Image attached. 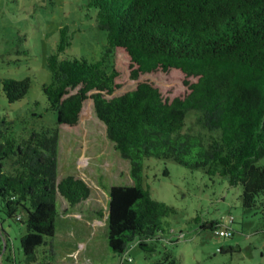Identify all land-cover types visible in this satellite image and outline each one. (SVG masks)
Returning <instances> with one entry per match:
<instances>
[{
    "label": "trees",
    "instance_id": "1",
    "mask_svg": "<svg viewBox=\"0 0 264 264\" xmlns=\"http://www.w3.org/2000/svg\"><path fill=\"white\" fill-rule=\"evenodd\" d=\"M86 7L107 41L98 59L72 56L65 54L72 32L60 28L45 58L49 81L41 85L55 125L28 128L20 116L0 115V208L24 224L23 254L37 261V247L56 237L57 197L66 201L67 215L91 194L82 178L57 177L59 129L77 125L87 100L128 164L130 184L107 188L106 211H96L104 216L107 244L119 264L131 260L127 251L133 244L153 252L158 241L173 242L163 234L162 220L174 207L154 199L143 183L149 157L240 186L242 207H259L264 222V0H89ZM124 65L135 85L117 92ZM172 71L180 74L181 89L167 95L140 79ZM0 83L9 103L30 88L29 77ZM194 220L219 237L233 235L232 216L227 222ZM2 248L0 243L1 256ZM48 251L51 257L37 264H52L53 245Z\"/></svg>",
    "mask_w": 264,
    "mask_h": 264
},
{
    "label": "rangeland",
    "instance_id": "2",
    "mask_svg": "<svg viewBox=\"0 0 264 264\" xmlns=\"http://www.w3.org/2000/svg\"><path fill=\"white\" fill-rule=\"evenodd\" d=\"M89 0H0V82L1 79L30 78L26 95L9 103L1 91L0 115L10 119L24 118L28 128L53 127L55 114L46 110L41 85L49 81L46 56L54 50L59 31L72 32L71 45L65 54L98 59L106 44V31L96 27L94 12L87 8ZM118 63L122 60L118 57ZM123 92L135 85L127 78L126 66L120 67ZM148 79L167 95L181 89L180 74H147ZM33 113H37L36 118ZM193 115L187 118L191 126ZM72 130V131H71ZM57 177L67 174L82 178L91 194L67 215L62 197H57L60 211L56 237H47L46 245L37 247V261H30L22 252L20 238L23 223L5 216L0 208V243L2 264H37L43 256L52 264H119L118 255L107 244L104 216L106 189L111 185L130 184L128 164L107 140L103 123L95 116L90 100L83 104L77 125L59 129ZM166 171V173H164ZM143 183L151 196L174 207L175 212L162 220L164 235L173 242L158 241L155 251L147 252L137 244L130 246V261L122 264H264V222L261 209H244L240 201L241 187H230L224 177H208L201 170H190L171 159L146 158ZM99 182L103 185L100 186ZM1 207V201H0ZM201 220H222L233 230L231 237H219L200 227ZM63 220H67L63 223ZM66 226V227H64ZM173 229V236L169 230ZM223 248L225 251L220 252ZM8 257V260L6 259Z\"/></svg>",
    "mask_w": 264,
    "mask_h": 264
}]
</instances>
